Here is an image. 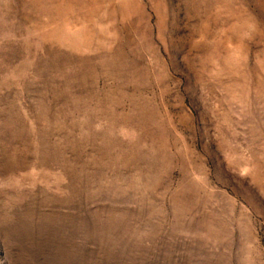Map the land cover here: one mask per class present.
<instances>
[{
	"label": "rangeland",
	"instance_id": "1",
	"mask_svg": "<svg viewBox=\"0 0 264 264\" xmlns=\"http://www.w3.org/2000/svg\"><path fill=\"white\" fill-rule=\"evenodd\" d=\"M0 264H264V0H0Z\"/></svg>",
	"mask_w": 264,
	"mask_h": 264
}]
</instances>
